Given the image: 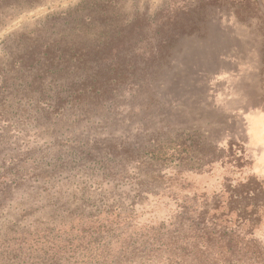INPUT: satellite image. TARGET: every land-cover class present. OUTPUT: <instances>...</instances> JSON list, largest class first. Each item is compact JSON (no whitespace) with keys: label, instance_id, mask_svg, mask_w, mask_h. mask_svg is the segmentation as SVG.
<instances>
[{"label":"rangeland","instance_id":"374dc122","mask_svg":"<svg viewBox=\"0 0 264 264\" xmlns=\"http://www.w3.org/2000/svg\"><path fill=\"white\" fill-rule=\"evenodd\" d=\"M0 110L30 115L0 125V222L64 217L104 264H264V0H0Z\"/></svg>","mask_w":264,"mask_h":264},{"label":"trees","instance_id":"16d2710c","mask_svg":"<svg viewBox=\"0 0 264 264\" xmlns=\"http://www.w3.org/2000/svg\"><path fill=\"white\" fill-rule=\"evenodd\" d=\"M182 33L189 35L192 33V28L183 30ZM159 52L160 49L158 50V53ZM49 58L43 59L44 62L50 63ZM44 62L40 63L39 70L41 71H43V67L46 66ZM50 79L55 78L50 77ZM116 80L118 81V79ZM42 85V83L39 84L40 87ZM86 86L85 83L75 85L74 81L70 86L72 89H68L65 95L68 100L67 102H80L82 96L85 97L87 94H92L90 96L94 97H100L106 92L100 90L94 91V88L92 89ZM34 92V95L36 93L38 94L35 95V102L39 103L41 93H38L37 91ZM68 108L73 109L72 106ZM67 109L46 103L40 113L41 117H39V115H37V117L32 116V119L35 120L34 123H38L36 120L41 118L49 122L53 118H61L62 113ZM36 113L37 111L34 112V114ZM25 114L28 113L17 116L15 119L14 117L16 114H13L12 116H4L2 110H0V125L5 124L7 127H11V124L23 125V122L27 121L30 116L29 114ZM53 125L54 124L52 123L49 126L42 127V129H44L40 130L47 139L56 138L49 134V128H52ZM3 141L4 138H0V144H2ZM8 156V153L0 155L1 165L7 161L8 158H11ZM39 163H41V161H37V164L33 167L34 171L40 166H38ZM16 174H12V172L5 169L3 165V173L0 175V178H3L5 182H8V185L6 184L0 188V219L4 217L6 205L10 207L8 202L11 200L9 199L11 187H15L17 182L21 179V177H18V174ZM36 176L37 175H35V178ZM45 182L47 181H44L43 183ZM55 208L58 207L52 205V209ZM66 211L67 208L61 207L58 214L62 215ZM22 212L23 214H20ZM25 214H27V212L24 209H18L17 213L8 215L9 218L6 222H0V264H104L107 255H104L105 244H101L103 241L102 238L96 237L95 239L94 237H90L89 239H86L83 235L74 234L72 229L66 230L64 228L69 222L64 217H59L58 220H56V218L49 219L46 217L45 213H43L41 219H37L30 223L31 225L28 224L22 226L21 221L27 217ZM38 245H41L44 248H41V256H37L35 252ZM134 250L135 249L131 248L130 254H132ZM109 264H117V261H111Z\"/></svg>","mask_w":264,"mask_h":264}]
</instances>
